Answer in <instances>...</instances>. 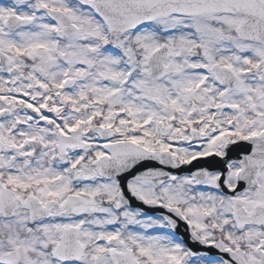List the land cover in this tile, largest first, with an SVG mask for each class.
Masks as SVG:
<instances>
[{
    "label": "snow or ice",
    "instance_id": "obj_1",
    "mask_svg": "<svg viewBox=\"0 0 264 264\" xmlns=\"http://www.w3.org/2000/svg\"><path fill=\"white\" fill-rule=\"evenodd\" d=\"M0 264H264V0L0 2Z\"/></svg>",
    "mask_w": 264,
    "mask_h": 264
},
{
    "label": "water",
    "instance_id": "obj_2",
    "mask_svg": "<svg viewBox=\"0 0 264 264\" xmlns=\"http://www.w3.org/2000/svg\"><path fill=\"white\" fill-rule=\"evenodd\" d=\"M181 234H183V229H181ZM187 239V238H186ZM190 246L191 247H193V248H198L199 246H197V245H193V244H190Z\"/></svg>",
    "mask_w": 264,
    "mask_h": 264
},
{
    "label": "rangeland",
    "instance_id": "obj_3",
    "mask_svg": "<svg viewBox=\"0 0 264 264\" xmlns=\"http://www.w3.org/2000/svg\"><path fill=\"white\" fill-rule=\"evenodd\" d=\"M3 1H6L7 3L9 2V0H3Z\"/></svg>",
    "mask_w": 264,
    "mask_h": 264
}]
</instances>
